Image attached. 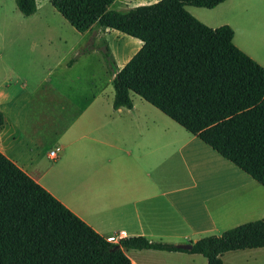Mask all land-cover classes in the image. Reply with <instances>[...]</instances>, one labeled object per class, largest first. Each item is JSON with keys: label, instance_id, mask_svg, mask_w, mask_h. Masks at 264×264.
Segmentation results:
<instances>
[{"label": "trees", "instance_id": "obj_1", "mask_svg": "<svg viewBox=\"0 0 264 264\" xmlns=\"http://www.w3.org/2000/svg\"><path fill=\"white\" fill-rule=\"evenodd\" d=\"M16 1L26 16L38 9L37 0ZM224 1L158 0L126 11L112 8L115 0L51 3L79 32L98 25L142 41L122 68L103 41L115 109L132 108L131 93L141 95L264 186V66L234 43L230 25L211 27L187 9ZM191 243L188 250L142 235L112 242L0 150V264H132L131 248L201 253L222 264L227 251L264 246V217Z\"/></svg>", "mask_w": 264, "mask_h": 264}, {"label": "crops", "instance_id": "obj_2", "mask_svg": "<svg viewBox=\"0 0 264 264\" xmlns=\"http://www.w3.org/2000/svg\"><path fill=\"white\" fill-rule=\"evenodd\" d=\"M116 1L130 9L158 0ZM187 9L211 27L230 25L234 43L264 66V0H225L213 8ZM81 100L75 98L72 112L61 105L70 120L59 144L48 152L51 158V151L59 149L51 158L55 165L44 168L37 141L29 137L30 144H22L26 135L17 138L21 130L5 131L4 123L0 150L108 240L118 242L123 230L122 238L142 235L178 245L243 223L233 218V210L242 208L247 215L251 204L259 212L245 218L264 217V207L233 202L250 200L239 190L258 181L182 125L161 124L157 114L139 111L134 100L132 108L112 104L108 111L94 106L96 98ZM4 133L10 134V143ZM126 253L132 264H208L203 254L187 251L131 248ZM222 260L264 264V246L230 250Z\"/></svg>", "mask_w": 264, "mask_h": 264}, {"label": "rangeland", "instance_id": "obj_3", "mask_svg": "<svg viewBox=\"0 0 264 264\" xmlns=\"http://www.w3.org/2000/svg\"><path fill=\"white\" fill-rule=\"evenodd\" d=\"M37 4V11L26 16L18 9L16 0H0V92H3L0 107L6 117L4 126H1L5 131L21 130L17 138L26 135L20 140L22 144H30L29 137L35 139L43 166L49 168L55 165V160L48 156V152L59 144L63 131L69 127L70 119L66 121L65 118H68V112L75 111V98L82 99V103L96 98L95 107L106 111L112 108L113 74L101 50L103 41L108 43L119 68L137 52L141 41L119 30L98 25L84 33L79 32L51 0H37ZM111 7L128 10L118 1ZM131 96L139 111L157 114L161 124L180 127L141 95L132 92ZM63 104L70 107L68 112L62 110ZM9 135L4 133L7 143L11 141ZM249 186L248 190L241 188L239 192L248 193L250 200L233 202L244 205L252 202L255 209L264 207V187L256 181ZM251 207L247 209L251 212L245 211L247 215L259 212ZM233 211V218L238 222L262 218L254 215L247 219V215H242V208Z\"/></svg>", "mask_w": 264, "mask_h": 264}, {"label": "built area", "instance_id": "obj_4", "mask_svg": "<svg viewBox=\"0 0 264 264\" xmlns=\"http://www.w3.org/2000/svg\"><path fill=\"white\" fill-rule=\"evenodd\" d=\"M58 148L57 149H53L52 151H51V158H53V159H55V158H57V156H58ZM125 234V231H120L119 232V235H118V239L120 240L122 237L121 236H123Z\"/></svg>", "mask_w": 264, "mask_h": 264}, {"label": "water", "instance_id": "obj_5", "mask_svg": "<svg viewBox=\"0 0 264 264\" xmlns=\"http://www.w3.org/2000/svg\"><path fill=\"white\" fill-rule=\"evenodd\" d=\"M178 246L181 247V248H183V249L191 250L193 248V243H191V242L181 243V244H178Z\"/></svg>", "mask_w": 264, "mask_h": 264}]
</instances>
